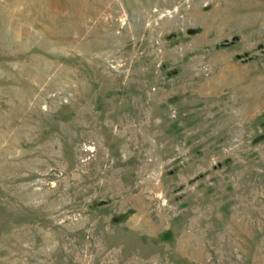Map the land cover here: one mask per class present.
<instances>
[{
    "label": "rangeland",
    "instance_id": "obj_1",
    "mask_svg": "<svg viewBox=\"0 0 264 264\" xmlns=\"http://www.w3.org/2000/svg\"><path fill=\"white\" fill-rule=\"evenodd\" d=\"M0 264H264V0H0Z\"/></svg>",
    "mask_w": 264,
    "mask_h": 264
}]
</instances>
